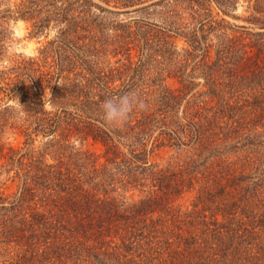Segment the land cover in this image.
Here are the masks:
<instances>
[{
  "label": "trees",
  "instance_id": "16d2710c",
  "mask_svg": "<svg viewBox=\"0 0 264 264\" xmlns=\"http://www.w3.org/2000/svg\"><path fill=\"white\" fill-rule=\"evenodd\" d=\"M39 1L0 0V23L22 19L39 36L52 20L35 17L32 6ZM139 1L146 0L133 6ZM248 1L254 4L249 23L259 30L243 27L246 37L226 36L216 57L225 63L221 56L232 55L231 49L243 52L236 58H242L240 65L246 61L244 69H214L215 82L208 74L210 89L200 93L196 72L213 71L201 32L221 23L211 2L213 16L202 19L213 18L208 30L199 29L193 15V24L159 29L157 38L138 34L137 62L122 37L79 44L94 38L83 14L99 6L92 0H45L67 39L50 42L39 58L0 69V135L10 129L20 137L11 144L0 136V264H264V167L255 149L259 142L264 148V124L245 123L238 115L244 92L252 109L264 110L258 95L264 81V2ZM114 28L117 35L136 36ZM5 42L0 37V66ZM144 46L156 60H180L168 72L178 73L172 76L180 89L163 81L131 88L125 71H140ZM125 52L126 59H117ZM220 83L241 93L230 94L228 108ZM130 93H138L147 109L134 112L123 128L108 126L102 102ZM199 96L208 103L197 104ZM213 97L214 112L207 106ZM227 110L237 119L227 123ZM246 148L256 152L242 153ZM174 150L177 157L166 158Z\"/></svg>",
  "mask_w": 264,
  "mask_h": 264
},
{
  "label": "rangeland",
  "instance_id": "374dc122",
  "mask_svg": "<svg viewBox=\"0 0 264 264\" xmlns=\"http://www.w3.org/2000/svg\"><path fill=\"white\" fill-rule=\"evenodd\" d=\"M94 5L99 6H93L90 10V13H83L84 16H88L87 23L90 24V26L93 28V31H95L94 38L88 37V40L84 42H79L81 45L89 44V45H101V43H115V39L122 37L124 39L123 41L129 42L130 48H126L125 51L128 49H131L132 55L135 56V61H139V48H137L138 44L135 43H141L142 39H139L138 34L141 37L148 38L149 40L153 37H159L157 32L159 29H165V30H175L178 27H186V24L192 23L189 17L193 16L197 19L194 20V24L198 23V28L203 30L209 29V24L212 23L213 18L210 19V22L206 20H202L203 18H207V15H212L210 13V8L208 7V3L211 2V6L215 8L214 14H219L220 16L217 17L218 21H221L217 29L215 30V26L211 29L209 32H201L200 41L202 45V51L208 48L210 55L208 59H205L211 67H213V71L210 69H206L205 71L198 70L196 72V77L199 85H196L195 92H202L210 89L211 83L209 82V79H207V75L210 76L213 73V81L216 80V71L214 69H219L221 66L226 64L225 66L228 67V74L229 73H237V71H241L244 69L246 65V61L242 62L240 65L242 58H236L238 56L244 55L243 52H240L239 54L236 52V50L232 55H228V53H225L223 56H221L222 61H217L216 57L217 50L220 44L221 40L227 39L226 36H243L246 37V31L243 29V27L249 28L251 31H258V28H255L252 24H250L249 19H251L252 10L251 5L254 6L253 3H250L248 0H146V1H139L142 2V4L133 6L137 4L136 0H92ZM13 3L18 2V0H12ZM264 2V0H262ZM131 3V4H130ZM128 6V7H126ZM207 6V7H206ZM264 6V5H263ZM100 7L102 9H100ZM4 8V7H1ZM206 8H209L206 11ZM32 9L35 11L34 15L35 17H46L50 21V27L47 30H44L39 36L34 34V26L33 23H29L27 21H24L22 19L19 20H5L0 23V37L4 38L5 44H6V50H5V60L3 62V65L0 66V69L5 67H12L16 61L20 60L21 58H39L40 52L44 47L49 45L50 42L57 41L58 38L67 39L66 33H62V27L60 26V18H56L54 15L55 12H53L49 5L43 1H39L36 3V5L32 6ZM264 9V7H263ZM199 15H195L196 11ZM213 10V8H212ZM52 13V14H50ZM260 16V15H259ZM261 17V16H260ZM264 18V17H263ZM225 21H224V20ZM189 21V22H188ZM202 22V23H201ZM223 22V23H222ZM208 23V24H207ZM193 24V23H192ZM3 25V26H2ZM114 27H118L119 29H125L127 31H130V29L133 32H136V36L133 38L129 37L128 34H124L126 31H121V35H117L118 32L115 30ZM203 27V28H202ZM89 33L87 32L86 35ZM122 34H124L122 36ZM139 39V40H136ZM73 40V38L69 39ZM133 42V43H132ZM77 43V42H76ZM179 49L183 48V43H178ZM144 49H146V55H142V68H139L140 71L132 70L129 72V70L125 71V75H127V79L131 83V88H144L148 89L153 87L154 85H158L161 81L163 83H166V85L173 89H180L182 87L181 83L179 82L178 78H175L178 73L173 74L174 67H180L177 62L180 60L175 59H159L156 60L154 57H152V53L148 47L144 46ZM148 49V50H147ZM202 53V52H201ZM106 54V55H105ZM109 53H104V58L107 61ZM157 53H155L156 56ZM123 56H118L117 59H126L127 58V52L125 54H122ZM204 59L203 57L196 60L202 61ZM245 59V58H244ZM113 61H115L113 59ZM126 61V60H125ZM106 63V62H105ZM160 64H163L161 67ZM188 64V63H187ZM162 68V70H161ZM155 69L158 70V75H152V70ZM192 70V68L185 67L183 68V71L186 70ZM189 70V71H190ZM169 71L170 74L168 73ZM232 71V72H231ZM225 77L228 78V75H226L224 72H220ZM175 75V76H172ZM206 75V76H205ZM225 82H228L226 80ZM230 82V81H229ZM208 84V87H207ZM243 86V85H241ZM219 87L221 88L220 91H223L225 100L224 103L226 105V108H228V103L233 102L231 101L232 96L230 94H239L235 90H231V93L229 92V88L226 83H220ZM219 88V89H220ZM214 89V88H213ZM243 89V87H242ZM214 91V90H213ZM255 91H251L250 93L253 94ZM258 95L261 97V99L264 100V81L259 86ZM243 93V91H242ZM246 94V95H245ZM247 92H244L243 97L239 96V98L242 99L241 102H243V110H240L238 112V115H241L240 118L245 119V123L251 122L253 125L257 123L258 125L264 124V110L259 109H252V105L249 104L250 102L246 100L248 98ZM206 97H196V103H208L205 101ZM212 100V99H211ZM210 100V101H211ZM205 101V102H204ZM249 103H247V102ZM252 102V101H251ZM213 105V112L214 109L218 106L217 100L213 97V104H208L207 106ZM264 107V102L262 104ZM3 108L0 107V110ZM47 109H51V106L48 105ZM181 111V108H180ZM225 121L227 123H230L231 121L237 119L233 116V114L230 111H225ZM213 120H214V113H213ZM12 123L16 124L17 127L19 123H15L14 119L11 121ZM11 132L10 129H6L1 133V137L3 138L5 143H11V144H18L20 142V137L16 136ZM37 149L41 147L40 143H37ZM258 151V154L260 155V165L261 167H264V156L261 155L264 154V148L262 147L261 143L259 142V145L255 147ZM254 150H250L249 148H246L243 150L242 153L251 155L253 152H256ZM177 150L172 151L171 153L166 154V158L170 157H177ZM183 152H180L182 155ZM264 169V168H263Z\"/></svg>",
  "mask_w": 264,
  "mask_h": 264
},
{
  "label": "clouds",
  "instance_id": "9594fccd",
  "mask_svg": "<svg viewBox=\"0 0 264 264\" xmlns=\"http://www.w3.org/2000/svg\"><path fill=\"white\" fill-rule=\"evenodd\" d=\"M147 107V102L138 93L112 96L100 106L103 121L113 128H123L134 112Z\"/></svg>",
  "mask_w": 264,
  "mask_h": 264
}]
</instances>
